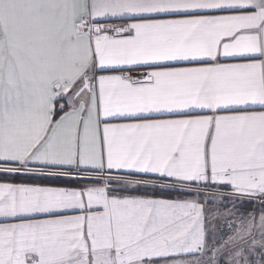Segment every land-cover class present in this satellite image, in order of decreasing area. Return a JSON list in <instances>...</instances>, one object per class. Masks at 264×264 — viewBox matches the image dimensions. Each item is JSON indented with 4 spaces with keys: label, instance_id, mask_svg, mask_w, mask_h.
I'll use <instances>...</instances> for the list:
<instances>
[{
    "label": "snow or ice",
    "instance_id": "snow-or-ice-1",
    "mask_svg": "<svg viewBox=\"0 0 264 264\" xmlns=\"http://www.w3.org/2000/svg\"><path fill=\"white\" fill-rule=\"evenodd\" d=\"M0 264H264V0H0Z\"/></svg>",
    "mask_w": 264,
    "mask_h": 264
},
{
    "label": "crops",
    "instance_id": "crops-1",
    "mask_svg": "<svg viewBox=\"0 0 264 264\" xmlns=\"http://www.w3.org/2000/svg\"><path fill=\"white\" fill-rule=\"evenodd\" d=\"M115 23H119L118 21H115ZM221 63H234V62H238L235 60H231V59H225V58H221L220 60ZM175 66H194L192 64H188L185 62H180ZM141 71L143 70H137L131 73H124L127 75H131L134 78H139ZM98 74L100 75H120L121 72L119 71H101ZM153 118L156 119H168V118H181L178 116H168V115H162V116H154ZM110 123H128V122H134L131 119H114L109 121ZM19 177L16 178V180L14 182L16 183H40L43 185H51V186H63V187H76L79 186V182H64V181H47V180H41L42 182H32V181H22V180H17ZM114 194H118V195H133V196H143V195H149V196H153L154 198H169L166 194V190H160V189H153L151 187H145V186H139V188L137 189L136 187L133 186H129L123 190H121L119 193H114ZM71 215L77 214V213H68Z\"/></svg>",
    "mask_w": 264,
    "mask_h": 264
},
{
    "label": "trees",
    "instance_id": "trees-1",
    "mask_svg": "<svg viewBox=\"0 0 264 264\" xmlns=\"http://www.w3.org/2000/svg\"><path fill=\"white\" fill-rule=\"evenodd\" d=\"M22 180V181H32V182H35V181H33V180H30L29 178H27V177H19L17 180ZM38 182H42L41 180H39Z\"/></svg>",
    "mask_w": 264,
    "mask_h": 264
}]
</instances>
